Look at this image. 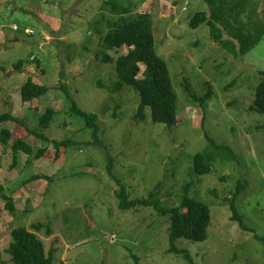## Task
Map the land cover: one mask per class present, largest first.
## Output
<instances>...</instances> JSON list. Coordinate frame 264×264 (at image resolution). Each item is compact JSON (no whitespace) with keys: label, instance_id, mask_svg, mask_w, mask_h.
Returning <instances> with one entry per match:
<instances>
[{"label":"rangeland","instance_id":"1","mask_svg":"<svg viewBox=\"0 0 264 264\" xmlns=\"http://www.w3.org/2000/svg\"><path fill=\"white\" fill-rule=\"evenodd\" d=\"M253 2L264 25V0ZM123 9L128 16L151 17L155 51L166 62L177 95V124L170 129L153 124L149 109L145 121L133 118L139 103L133 90L112 91L115 65L101 60L102 38ZM200 11L207 12L201 0H0V114L24 120L23 126L9 122L0 128L34 150L49 148V158L27 163L22 152L13 161L11 142L0 145V187L14 206L9 212L0 198V264H11V232L32 230L37 223L45 226L36 233L50 264H264V243L256 238L264 239V115L246 111L261 80L258 71H264V36L244 56L235 55L211 39L206 24L190 27ZM224 38L232 40L226 33ZM126 52L106 51L113 60ZM34 58L37 63L14 68L19 60ZM28 76L49 88L30 104L19 93ZM60 81L80 110L97 115L99 139L131 198L146 197L160 183L163 205L177 207L188 186L189 196L209 207L206 240L176 243L187 258L168 251L167 217L152 208H118L119 186L107 176L105 150L61 148L54 160L49 142L26 133L51 108L57 116L43 132L49 140L91 141L89 129L79 131L80 118L62 113L70 101L57 89ZM208 85L211 98L201 106L195 97L204 96ZM205 134L229 146L236 159L218 156ZM198 153L215 155L207 174L194 170ZM39 174L50 182L32 178ZM239 183L235 205L254 233L232 219L228 201Z\"/></svg>","mask_w":264,"mask_h":264},{"label":"trees","instance_id":"2","mask_svg":"<svg viewBox=\"0 0 264 264\" xmlns=\"http://www.w3.org/2000/svg\"><path fill=\"white\" fill-rule=\"evenodd\" d=\"M207 6V12L200 11L195 13L190 19V27L198 28L206 24L209 29V35L212 40L222 45L225 50L232 51L235 55L244 56L249 52L264 36V25L257 19L259 16L257 4L253 0H201ZM124 15H119L117 20L110 24L111 28L102 38L103 51L101 60L104 64L114 62L116 79L111 83L113 93L120 92L123 88H128L137 93L139 103L134 119L141 122L145 121V111L149 109L150 119L153 124L165 125L168 129L177 124V95L174 91L167 64L160 58L154 47V36L152 21L149 14L126 15L127 10H122ZM256 19V20H255ZM99 30V29H98ZM100 33V31H99ZM225 33L232 40L225 39ZM126 48V54L113 60L106 51L119 50ZM98 57V55H96ZM28 59V61L19 60L14 66L20 70L22 65L27 63L38 62L37 60ZM140 65L145 67L141 72ZM141 73L142 78H138ZM261 80L254 92L253 104L246 108L249 113L264 115V71H258ZM63 73L60 74V77ZM188 94L192 95L189 85L184 83ZM63 92L70 101L69 109L62 113L69 114L80 118L83 126L79 131L89 129L91 131V141L74 142L71 139L63 141L49 140L44 131L50 129L57 112L47 108L42 115L37 117V127L33 130L25 129L27 134L33 135L41 142H49L54 149V160L59 157L61 148L64 150L70 147L82 145H95L105 150L106 156V173L107 176L119 186L115 193L118 200V208L121 211L136 210L141 207L152 208L160 216L168 218L169 228V249L170 253H183L186 258L188 255L184 250L177 248V241L184 239L192 242H201L207 238V230L210 224L209 207L201 201L191 198L188 194V186H184V193L180 204L177 207H165L161 199L160 183H157L146 197L131 198L130 192L125 187L121 179H118L114 173V157L109 153L105 145L99 139L98 117L95 114H88L80 110L73 101L69 89L60 81L57 88ZM211 86L208 85V92L201 96L199 101L201 106L211 98ZM49 92V88L34 82L29 76L25 79L19 88L22 102L30 104L33 100L41 98ZM62 113H58L59 115ZM24 121V120H23ZM23 121L13 117L9 112L0 114V124L13 122L18 126H23ZM74 121L71 120V124ZM63 126V125H62ZM66 126V125H64ZM210 146L225 159L231 161L236 159L235 152L229 146H220L216 144L207 134H205ZM11 142L13 151V161H17L15 153L22 152L27 156V163L45 160L49 155V148L42 147L34 150V147L27 144L23 139L12 140V133L5 128H0V145L7 146ZM49 158V157H48ZM215 155L198 153L194 157V170L197 175L207 174L212 169V162ZM34 180H45L50 182L51 178L46 175H35ZM243 184L239 183L233 198L228 201L232 219L239 222L244 229L247 227L243 224L241 215L238 213L235 200ZM3 188L0 187V198L5 202V208L9 212L14 210L13 202L10 197L2 194ZM45 226L37 223L32 225V230L25 227H19L11 232V241L8 245L7 253L10 256L11 264H50L52 257L46 254L43 241L38 237L39 232ZM47 228V227H46ZM35 230V232L33 231ZM248 231L254 233L251 229ZM49 233V229L46 230ZM257 239H264L256 236Z\"/></svg>","mask_w":264,"mask_h":264}]
</instances>
